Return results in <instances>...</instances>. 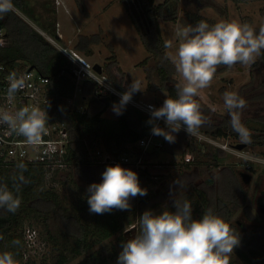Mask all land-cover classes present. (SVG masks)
I'll return each mask as SVG.
<instances>
[{"label":"trees","instance_id":"obj_1","mask_svg":"<svg viewBox=\"0 0 264 264\" xmlns=\"http://www.w3.org/2000/svg\"><path fill=\"white\" fill-rule=\"evenodd\" d=\"M76 1L81 6V10L87 15L84 0ZM121 1L131 16L141 41L150 56L146 57L142 64H147L149 58L156 61L155 65L145 67L148 86L152 90L164 89L169 93V96L175 98L176 82L172 80L175 68L169 60L165 59L167 51L164 46L165 39L162 35L159 19L176 20L181 0H164L159 4H156L155 0ZM232 1L249 2L251 0ZM207 2L209 3L211 0ZM11 3L13 7H16L32 21L40 26L42 25L44 31L51 28L50 24L41 22L29 0H11ZM193 15L190 14V16ZM190 20L191 22H196V20L210 22L207 18L199 15L190 17ZM0 24L5 27L9 41L8 45L0 50L2 62L11 69L33 67L50 78V93L54 111L59 118L66 121L69 129L70 142L67 159L68 167L71 170L69 176L73 177L74 182H76V175H80V178L84 181L79 179L80 183L77 186L80 190V187L84 185L83 189H85L84 195L80 196L76 206H73L74 209L70 211L67 206L62 205L61 197L56 189L51 185H47V169L36 162H21L26 166V171L23 174L28 183L24 184L17 194L21 204L15 213L0 210V253L11 251L14 257H21L23 254L21 250L25 245V222L32 219L46 227L48 226L49 217L45 213L57 212L61 228L56 231L46 228L47 240L56 251L53 264H67L80 255L84 258L77 264H117L118 256L122 250L121 243L125 241L126 233H123L125 224L140 222L139 217L155 204L159 208V204L155 200L162 191L151 189L147 191V195L131 199L129 202L132 207L126 211L113 210L111 213L102 215L90 213L87 203V196L89 195L87 189L96 179L93 178L94 176L91 177V174L95 173L93 164L104 165L93 159L90 151L103 148L104 151L115 156L121 154L131 156L137 149L136 153L140 155L141 150L138 148V142L147 134L148 115L141 108L129 102L123 108L122 114L117 115L115 118H108L105 116V112L111 105L119 104L121 96L116 93L102 94L98 92V84L90 80L84 81L81 88L84 95H90L87 105L82 110L67 109V100L74 96L76 88L71 60L14 8L7 14L0 15ZM52 28V37L60 42V36L56 32L55 25ZM99 40L100 37L97 34L91 37L80 36L75 49L82 51L84 54H91L90 45L99 42ZM111 60L113 61L106 64L104 72L113 85L124 93L128 91L132 83L129 81L125 85L124 80L128 78L126 72L117 67L118 72L121 74V76H118L113 68L116 66L115 58ZM261 60L264 69V54L261 55ZM155 71L161 78L160 85L152 82ZM138 95L139 93L135 92L132 97L136 98ZM262 97H264V79ZM254 120L256 124L244 125L250 134L248 144H253V146L264 145V115ZM199 130H203L212 137L233 136L240 138L229 124V117L224 118L217 126L202 125ZM174 135V142H168L163 136L156 135L155 139L162 141L163 146L156 149L151 145L142 156L145 157L146 154L150 153L157 155L161 149L171 153L172 156L180 155L181 158H184L187 152H191L193 155H197V159L194 158V155L191 162L182 161L188 167L191 164L201 166L205 164L204 158L211 156L213 157L212 163L218 165V159L222 156V153L226 155L228 153V151L221 148H217L216 152L208 150L196 139L188 138L189 135L183 129L178 133H174ZM259 154L264 155V149ZM144 159L146 160V158ZM134 163L137 164L134 160L131 163H120L119 165L136 172L142 187V180L147 175L146 169L131 168L132 165L130 164ZM18 164L5 163L0 157V183L8 184L9 188L12 187V178L19 172ZM60 172L56 171L55 176ZM209 196L204 188L195 186L183 190L180 194V200L189 201L193 208V218L200 219L204 212L211 210ZM226 206L227 215H221L220 217L233 228L235 224L230 221V218L240 205L235 201H231V203L227 202ZM165 210L175 211V208L173 204L171 206L165 205L159 208L156 214ZM233 229L240 240L233 251L234 259L239 258L243 264H264V245L258 241L262 239L264 234L257 233L256 231H260L258 228L253 229L250 233H241L239 230ZM118 235L121 243L114 246L111 239ZM106 240L109 241L108 245L97 248V244L99 245V243ZM256 242L259 245H255ZM230 261L234 262L235 260L230 258Z\"/></svg>","mask_w":264,"mask_h":264},{"label":"rangeland","instance_id":"obj_2","mask_svg":"<svg viewBox=\"0 0 264 264\" xmlns=\"http://www.w3.org/2000/svg\"><path fill=\"white\" fill-rule=\"evenodd\" d=\"M207 1L209 0L190 2L181 0L176 20L159 19L163 38L165 41H172L173 44L171 49H166L167 52H174L178 45L175 36L178 28L188 25L194 26L201 21L191 22L190 17H194V15L207 18L210 21L208 23L210 26L221 20L237 21L250 24L258 31L259 27L264 24V0H251L249 2L211 0L209 3ZM162 2L164 0H155L156 4ZM29 3L34 7L41 22L51 25L49 30L44 31L41 27L42 25L40 26L32 21L16 7L13 8L48 39L53 38L51 30L53 25H55L56 32L60 36V42L53 39L58 47L64 46L68 49H75L80 36L91 37L97 34L100 37L99 42L90 45L91 54H84L82 51L76 50L90 66H94L96 63L101 65L102 72L99 73V76L107 83L109 88H104L101 91L98 87V92L102 94L116 93L120 96L123 93L113 85L104 72L106 64L110 61L112 62L113 60L111 59L115 58L116 66L113 68L117 75L121 76L117 67L124 70L127 74L128 78L124 80L125 85L129 81L132 83L133 80H137L143 89L138 92L139 95L136 98L132 97L130 102L139 108H144L149 104L158 108L162 106L166 99L164 92L167 91L164 89H150L145 72V67L155 65L156 61L153 58H149L147 64H142V61L150 56L121 0H84V7L88 12L87 15L81 10L82 8L76 0H29ZM190 14L194 15L190 16ZM261 61L260 56L249 67H241L237 64L232 68L220 66L217 69L211 86L201 90L200 95L196 98L200 105L201 113L205 117L204 126H217L224 118L229 117L223 106L222 95L225 91L235 92L245 100L246 107L241 113L243 125H254L256 124L254 119L264 115V97H262L264 69ZM178 79L179 77L174 72L172 80L177 82ZM160 80L161 78L155 71L152 82L160 85ZM81 88L82 83L76 84L74 96L71 101L67 100L71 107H85L87 105L90 95H84ZM114 105H111L105 112V116L108 118L117 116L114 111ZM190 137L192 140L196 139L198 143L212 152H216L217 148H221L228 151V153L227 155L222 153V156L218 159V165L212 163L213 157L211 156L205 157V164L201 166L191 164L187 167V164L182 162L183 158L180 155L172 156L171 153L162 149L158 151L157 155L150 153L143 157L144 153H142L138 145L141 150L140 155H143L142 161L130 165H132L131 168L140 167L146 169L147 175L142 180V188L147 189V191L151 189L162 191L157 200H155L159 204V208L165 205L171 206L174 198L180 200L181 192L189 187L198 186L199 188H204L210 195L209 206L214 214L218 216L227 215V202L235 201L241 207L239 206L230 218V221L235 224L233 228L241 233H250L253 229L237 224V220L240 219L245 222L246 219L248 221L251 219L257 224L254 230L258 228L260 231L256 232L264 234V218L260 219L257 207L258 199L264 197V155L259 154L264 149V145L253 146V144L245 143V146L239 149L234 147V145L243 143L240 138L233 136L212 137L203 130H198L196 135L188 138ZM91 151L90 154L92 153ZM136 152L131 154L132 160L138 156ZM187 153H190L192 157L195 155L194 158L197 159L196 154ZM93 165L95 173L91 174V177L94 176L93 178L96 179L92 183H100L102 182V173L109 164L102 166ZM70 171L67 166L58 175L48 176L47 185H51L56 189L61 197L62 205L67 206L72 211L80 196L84 195L85 189H83L84 185H82L83 187H80L79 190L77 184L80 183V180H84L80 178V175H76V177L72 174L78 180L74 182V178L69 176ZM241 172L251 173L250 183L242 182ZM92 179L90 180L93 181ZM175 182L180 185L179 189L176 188ZM173 192L176 193V197H174ZM159 208L155 204V206L149 207L148 210L157 213ZM45 215L49 217L48 226L46 227L32 219L25 222V245H23L21 250L23 252L22 256L14 257L17 264H53L56 251L47 240L46 228L56 231L61 228V222L57 212H50L49 214L46 212ZM139 231L140 222L125 224L123 231L124 234L126 233L125 241L137 235ZM118 237L119 235L111 239L114 246L121 243ZM258 241L264 245V236ZM108 242L106 240L99 243V245L97 244V248L108 245ZM255 245H259V243L256 242ZM83 258L84 256L80 255L67 264H77ZM230 258L235 260L234 262L236 263L243 264L239 258L234 259L233 253Z\"/></svg>","mask_w":264,"mask_h":264},{"label":"clouds","instance_id":"obj_3","mask_svg":"<svg viewBox=\"0 0 264 264\" xmlns=\"http://www.w3.org/2000/svg\"><path fill=\"white\" fill-rule=\"evenodd\" d=\"M11 0H0V15L12 11ZM178 45L174 52H166L179 77L175 84L176 97L164 92L166 99L162 106L150 108L149 124L152 134L163 136L168 142L175 141L174 133L183 128L189 136L196 135L205 117L196 98L201 90L211 86L220 66L232 68L239 64L249 67L264 54V24L257 31L247 23L221 20L213 25L206 21L178 28L175 33ZM165 48L173 47L172 41H165ZM7 97L9 102L25 86V78L15 72L8 76ZM143 90L140 82L133 80L128 91L121 94L114 111L122 114L135 92ZM223 106L229 116V124L241 138L249 143L250 134L241 122V113L246 102L235 92L225 91ZM163 119L166 127L156 121ZM47 112L37 106H24L14 112L0 111V124L7 125L11 133L24 137V143L33 149L43 144L48 134ZM50 149H45V154ZM19 172L12 178V187L0 183V210L15 213L21 204L17 195L24 184L26 166L17 165ZM179 189L180 185L175 182ZM87 192L89 212L102 215L113 210L126 211L132 205L130 200L147 195V189L140 185L136 172L119 164L109 165L102 173V182L92 183ZM174 197L176 193L173 192ZM175 211L165 210L159 214L146 210L140 217V231L121 243L117 264H230V256L240 243L235 230L222 217L211 210L202 218H193L192 204L174 198ZM18 243V242H16ZM0 264H17L11 251L0 253Z\"/></svg>","mask_w":264,"mask_h":264},{"label":"built area","instance_id":"obj_4","mask_svg":"<svg viewBox=\"0 0 264 264\" xmlns=\"http://www.w3.org/2000/svg\"><path fill=\"white\" fill-rule=\"evenodd\" d=\"M49 39L56 45V41L53 38ZM8 43L7 31L0 24V50L2 47L7 46ZM59 48L72 62L71 68L75 75L76 84L90 80L97 83L101 91L104 88H109L107 83L100 78L99 73L85 61L76 49H68L64 46ZM12 72H15L18 77L23 76L25 78V86L16 94L15 99L9 102L7 97L8 76ZM24 106H37L47 112L48 134L43 136V144L39 149H33L24 143V137L11 133L7 125L0 124V157L3 162L8 164H18L21 162L39 163L47 169V177H52L56 171H61L68 166L67 159L70 138L66 121L59 118L54 111L50 93V78L33 67L11 69L0 58V111L14 112ZM149 106L153 105L149 104L144 108L141 107L148 115V121L151 116ZM155 107L158 108L157 106ZM66 108L69 110H82L84 107H71L67 103ZM148 121L146 123L147 134L138 142L142 153L151 145L156 149L163 146L162 141L155 139L156 135L152 134V125ZM156 123L161 128L166 126L163 119L156 121ZM45 149H50L47 155L45 154ZM91 152L92 158L101 164L116 165L131 163L134 160L139 163L142 161V155H138L132 160L129 155L121 154L115 156L104 151L103 148H96ZM192 158V155L187 153L184 155L182 161L188 163L193 160Z\"/></svg>","mask_w":264,"mask_h":264},{"label":"flooded vegetation","instance_id":"obj_5","mask_svg":"<svg viewBox=\"0 0 264 264\" xmlns=\"http://www.w3.org/2000/svg\"><path fill=\"white\" fill-rule=\"evenodd\" d=\"M246 173H243L241 172V179H242V182L243 183H250L251 181V178H252V175L251 173L249 174H246ZM257 207H258V212H259V215H260V219L264 218V212L262 211L263 208H264V197H260L257 201ZM252 218V217H250ZM256 222L252 221L250 219V221H248L247 219L245 220V222H242L240 219L237 220V224L245 227V228H248V229H254L256 227L257 224H255ZM230 264H236V262H231L230 261ZM239 264V263H238Z\"/></svg>","mask_w":264,"mask_h":264},{"label":"water","instance_id":"obj_6","mask_svg":"<svg viewBox=\"0 0 264 264\" xmlns=\"http://www.w3.org/2000/svg\"><path fill=\"white\" fill-rule=\"evenodd\" d=\"M93 68H94L98 73H101V72H102V67H101V65H99L98 63L94 64ZM243 146H245V143H238V144H235V145H234V147L239 148V149H241ZM244 175H246V174H244ZM262 211L264 212V208H263ZM236 264H238V263H236Z\"/></svg>","mask_w":264,"mask_h":264}]
</instances>
